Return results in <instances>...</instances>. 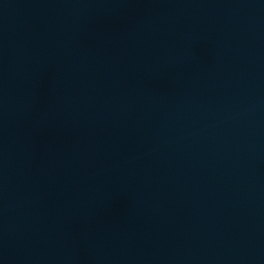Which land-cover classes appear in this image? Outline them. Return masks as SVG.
I'll use <instances>...</instances> for the list:
<instances>
[{"label": "water", "instance_id": "95a60500", "mask_svg": "<svg viewBox=\"0 0 264 264\" xmlns=\"http://www.w3.org/2000/svg\"><path fill=\"white\" fill-rule=\"evenodd\" d=\"M264 100V0H0V264H127Z\"/></svg>", "mask_w": 264, "mask_h": 264}]
</instances>
